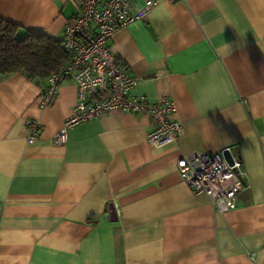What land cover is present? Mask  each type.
<instances>
[{"label": "crops", "instance_id": "obj_1", "mask_svg": "<svg viewBox=\"0 0 264 264\" xmlns=\"http://www.w3.org/2000/svg\"><path fill=\"white\" fill-rule=\"evenodd\" d=\"M78 1L0 0V18L61 40ZM156 1L109 47L137 78L130 94L174 101L176 142L150 145L147 113L113 110L55 144L75 83L41 107L46 81L0 76V264H264V0ZM129 2L130 15L145 4ZM225 147L244 175L220 212L176 161Z\"/></svg>", "mask_w": 264, "mask_h": 264}, {"label": "built area", "instance_id": "obj_2", "mask_svg": "<svg viewBox=\"0 0 264 264\" xmlns=\"http://www.w3.org/2000/svg\"><path fill=\"white\" fill-rule=\"evenodd\" d=\"M173 1V0H171ZM156 0H145L137 14L130 15L129 0H79L78 13L63 28L61 44L69 61L50 73L38 96L41 107L50 105L60 82L71 79L77 98L70 115L53 135L55 144H64L71 127L102 117L113 110L147 113L150 129L146 139L152 146L177 141L181 123L175 119L176 107L172 99L162 97L157 103L130 94L137 78L126 71L109 47L114 32L136 19H145ZM26 141L33 143L41 129L37 120L27 119ZM228 151L232 163L223 157ZM176 167L186 185L196 193L207 195L220 212L236 206L237 194L243 187V170L239 158L230 147L216 152L191 151L181 155Z\"/></svg>", "mask_w": 264, "mask_h": 264}, {"label": "trees", "instance_id": "obj_3", "mask_svg": "<svg viewBox=\"0 0 264 264\" xmlns=\"http://www.w3.org/2000/svg\"><path fill=\"white\" fill-rule=\"evenodd\" d=\"M68 61L61 40L23 31L19 25L0 18V76L21 72L28 79L43 83Z\"/></svg>", "mask_w": 264, "mask_h": 264}, {"label": "water", "instance_id": "obj_4", "mask_svg": "<svg viewBox=\"0 0 264 264\" xmlns=\"http://www.w3.org/2000/svg\"><path fill=\"white\" fill-rule=\"evenodd\" d=\"M223 157L225 158V160L231 164L232 163V160H231V157H230V154L228 153V151H223Z\"/></svg>", "mask_w": 264, "mask_h": 264}]
</instances>
